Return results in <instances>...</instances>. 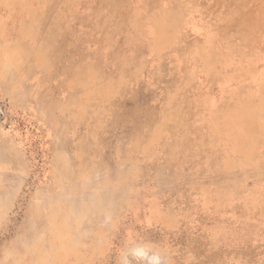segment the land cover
Returning a JSON list of instances; mask_svg holds the SVG:
<instances>
[{
	"label": "rangeland",
	"instance_id": "374dc122",
	"mask_svg": "<svg viewBox=\"0 0 264 264\" xmlns=\"http://www.w3.org/2000/svg\"><path fill=\"white\" fill-rule=\"evenodd\" d=\"M0 264H264V0H0Z\"/></svg>",
	"mask_w": 264,
	"mask_h": 264
}]
</instances>
